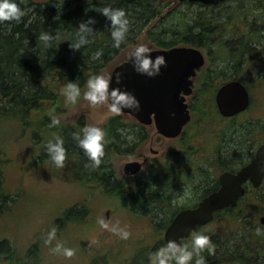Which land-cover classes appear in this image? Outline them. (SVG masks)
<instances>
[{
	"label": "trees",
	"instance_id": "16d2710c",
	"mask_svg": "<svg viewBox=\"0 0 264 264\" xmlns=\"http://www.w3.org/2000/svg\"><path fill=\"white\" fill-rule=\"evenodd\" d=\"M229 1L224 0L216 5L184 1L189 6L196 8L189 14L180 13L183 15L184 25H181L180 21L172 22L167 26L165 23L159 22L156 26L160 30H149V34L160 48L192 45L207 49L211 57L218 58L222 51H226L227 46L223 45L225 41H231L234 44L233 33L244 27L245 32L237 42L241 46L237 48V44V46L231 45V50L233 52L235 49L237 50L235 51L237 52L236 59L245 53H252L254 49L249 45L248 40L252 42L264 40V22L260 25L263 29L258 28L256 20H249L248 14L258 11L264 14V0ZM103 4L125 9L130 19L129 34L120 48L112 47L110 21L91 6ZM170 5V0H91V3L90 0H28L27 4H21V7H26L29 10L20 23L5 21L0 24V120L4 123L17 122L21 128L23 126V128L30 129L35 144L40 146L41 154L38 159L51 163L57 173L75 181L104 186L110 192L122 191L124 203L129 210L135 215L141 214L140 217L147 218L151 216L157 218L161 211L170 208L171 201L175 198V189L194 177L193 175L183 177L172 174L174 171L192 172L181 166L185 160L180 152L173 151L171 157L166 156L167 158L165 157L164 160H157L156 165L142 178L139 177L131 189L126 191L116 178L115 161L122 154L135 153V147L141 143L139 141L145 139L143 129H138L135 123H130V128L127 129L121 113L111 117L103 126L107 131L108 139L105 156L99 167L92 168L86 166L88 157L72 136L74 131L82 129L86 125L85 118L80 117L75 123L69 124L60 120V125L55 127H49V124L53 115L59 117L72 104L65 103V97L61 91L69 80H76L82 91L86 86L87 79L91 75L100 73V70L108 62L115 60L119 52L132 45L142 29H145L158 17L162 16V19L164 17L167 19L170 16H165L166 14H174L173 10L169 11ZM89 16L96 18L95 29L97 32L89 44L78 50L73 49L70 45L75 29L79 27L81 20H86ZM243 18L246 19V22L240 24V22H244ZM44 31L51 33L54 37L51 49L45 48L43 41L38 39L39 34ZM227 37L229 38L227 39ZM101 48L104 50L102 58L90 61L91 53ZM239 61L237 62L238 66L243 63V61ZM235 68L237 70V66ZM210 75L212 73L209 72V78ZM238 78L237 74L231 77V79ZM229 79L222 80L221 85ZM206 86L203 88L204 91ZM49 110H53L51 115ZM10 117L13 118L9 119ZM235 125L237 129L235 140L237 146L243 151L244 148H252L251 143L254 137L250 134L254 136L263 133L261 128H263L264 122L249 121L238 124L234 117L232 123L220 134V140L224 139L226 135L231 138ZM121 130L130 133L133 140L129 142L126 136L122 135ZM44 132L46 137H43ZM54 134H59L65 140L67 156L62 168L55 167L45 152V142L48 139H54ZM181 144L184 145V143ZM188 147L186 146L187 149H185L188 150V159H190L192 147L191 145ZM219 147L220 145H217L215 149V156L221 162L223 152L219 151ZM232 148L233 144L229 143L227 151L229 156L233 152ZM237 161L238 166L246 163L241 155ZM202 187L201 191L209 189L206 184ZM177 210L178 208L173 209L171 215L165 218L166 220L155 224V228L157 230L165 229L171 216ZM240 210L237 205L217 212V222L212 224L214 225L213 230H203L211 236L215 245L214 255H210L207 250L203 252L210 264L264 263V236H257L256 226L249 224L247 215ZM88 212L87 207L72 206L63 211L55 223L61 227L67 223H76L86 219ZM228 217H233L234 220L241 223L244 234L240 235L239 242L228 245L219 251L216 249L218 242L215 239L219 234L216 230L219 226L217 223L224 219L228 221ZM258 226L264 227V224ZM44 235L41 234L39 239L33 242L25 255L18 253L8 238L0 239V264H40L42 260L41 241L44 239ZM190 241L191 238L184 243L190 244ZM164 245L166 243L162 238L155 246L148 249L154 253ZM105 261L106 264H113L109 256H105ZM192 264H195V258Z\"/></svg>",
	"mask_w": 264,
	"mask_h": 264
},
{
	"label": "rangeland",
	"instance_id": "374dc122",
	"mask_svg": "<svg viewBox=\"0 0 264 264\" xmlns=\"http://www.w3.org/2000/svg\"><path fill=\"white\" fill-rule=\"evenodd\" d=\"M170 1L171 8L169 11L173 10L174 14H166L165 16H170L167 19L165 17L162 19L161 16L152 21L140 31L135 42L119 52L115 60L108 62L100 70V73L111 74L115 66L126 60L138 44H148L152 49L160 48L152 40L149 30L159 31L160 29L156 26L159 22H163L167 26L171 25L172 22L180 21L181 25H184V18L180 13L189 14L196 9L194 6H189L179 0ZM248 18L249 20L255 19L258 28H262L260 25L264 22V14L260 11L248 14ZM243 20L244 22H240V24L246 22L245 18ZM162 24L161 27L163 28ZM240 29V31L237 29L233 33L232 39L235 45H238L239 38L245 32L244 27ZM248 43L253 47V52L240 55L237 59L235 58L237 54L235 51L237 50L235 49L234 52L231 50V45H234L231 41H225L223 45L227 46L226 51H222L218 58L211 57L206 49L207 66L213 73L209 78L207 76L209 72H203L204 77L198 79L196 86L198 90L199 88L203 90L208 82L206 90H203L207 101L205 104H202V100L201 103L197 102L193 123L185 129L183 136L178 139L156 134V130L149 126L145 131L147 137L143 139L139 147H136L138 151L136 153L139 156L149 155L151 159L164 160L168 151L173 147L181 146V142H184L186 146L191 145L190 167L193 168L197 164H202V172H206V175L191 178L189 185H180L179 189L175 191L180 204L186 202L188 198L189 200L194 199L197 192H201L203 182L211 183L221 172L220 166L217 165L219 163L214 157L216 155L215 149L220 142V137L217 134L221 132L224 125H228L231 121L219 114L215 103V93L222 80L231 79L237 74L238 79L250 90V107L237 115L238 124L249 121L264 122V40L254 42L248 40ZM240 46L241 44L237 48ZM238 61H243L244 64L240 63L238 66ZM85 90L86 86L81 91L78 102L68 106L67 110L59 115V118L62 122L69 124L75 123L80 117H84L86 124H98L103 127L114 115L107 111L106 106L94 107L90 105L83 97ZM11 118L13 117L9 119ZM261 130L263 131L262 134L253 136L254 140L256 137L260 138L258 142L251 143L255 149L264 140V125ZM236 136L237 134H235ZM43 137H46L45 132ZM151 147L158 149L159 152L151 154ZM233 147L236 149L235 153L241 151L236 140L233 142ZM243 151V158H247L250 149L244 148ZM39 154H41L40 146L35 144L30 129L23 128V126L21 128L17 122L4 123L0 120V239L8 238L18 253L25 255L33 242L38 240L41 234H46L51 226H57L55 222L58 216L72 206L87 207L88 215L82 221L67 223L62 227L58 226L57 238L67 246L74 247L76 249L75 254L71 258L55 254L50 251V248L56 241H53V245H48L44 243L43 239L41 241L42 260L40 264H106L105 256H109L113 264H125V262L130 264L137 250L155 246L163 238L165 229L157 230L155 224L166 220L165 218L171 215L173 206L161 211L157 218L151 215L149 218L140 217L141 214L135 215L125 205L122 191L110 192L101 185L63 177L52 168L51 163L38 159ZM228 156V153L223 154V158ZM128 159L130 157L126 155L117 157L115 161L117 175L120 174L122 164ZM225 162L227 163L228 159ZM149 164L145 168H148ZM121 185L126 191L131 189L124 182ZM241 201L243 202L239 208L243 214L247 215L249 224L256 227L261 225L259 217L264 214V184L259 190L250 191ZM180 204L176 207L181 206ZM235 214L238 213L235 212ZM100 216H103L110 224L119 222L120 226H127L130 231L129 238L127 240L120 239L117 234L101 228L97 223V218ZM228 218L229 220L223 221L222 225L217 223L221 225L216 229L219 234L215 237L218 242L216 249L219 251L228 245L239 242L240 235L244 234L241 223L234 220L233 217ZM213 226L206 229L213 230ZM90 240H95L96 243L90 244Z\"/></svg>",
	"mask_w": 264,
	"mask_h": 264
},
{
	"label": "water",
	"instance_id": "95a60500",
	"mask_svg": "<svg viewBox=\"0 0 264 264\" xmlns=\"http://www.w3.org/2000/svg\"><path fill=\"white\" fill-rule=\"evenodd\" d=\"M181 2H200L216 5L224 0H179ZM163 54L166 65L156 76H147L135 71L129 57L112 70L110 87H115L116 73H122L124 79L119 82L122 88L135 93L141 103L139 111L125 109L121 113L134 116L144 124L155 123L158 133L166 137H177L191 120L187 96L193 92V77L197 69L204 65L205 55L195 46L178 45L170 48L153 49L152 55ZM130 56V55H129ZM216 104L224 117L238 115L250 107L249 88L238 79L223 83L216 91ZM140 161H128L124 170L127 174L141 171ZM220 187L203 198L196 207L180 210L164 232V241L175 239L184 243L193 231L214 219L218 209L237 205L246 193L244 183L248 180L254 186L264 181V143L255 152L254 157L237 171H225L220 175ZM264 224V215L260 217ZM148 248H141L134 254L130 264H150Z\"/></svg>",
	"mask_w": 264,
	"mask_h": 264
},
{
	"label": "clouds",
	"instance_id": "9594fccd",
	"mask_svg": "<svg viewBox=\"0 0 264 264\" xmlns=\"http://www.w3.org/2000/svg\"><path fill=\"white\" fill-rule=\"evenodd\" d=\"M22 3L27 4L28 0H0V24L5 21L20 23L29 10L26 7H21ZM91 6L95 7L97 11L101 12L110 21L112 47L120 48L122 42L127 39L130 29V19L126 10L115 8L110 4ZM95 24L96 18L92 16H89L86 20H81L79 27L75 29L74 38L71 40L70 46L78 50L89 44L97 32ZM38 39L43 41L45 48H52L54 37L51 33L47 31L41 32ZM103 52L102 48L92 52L89 57L90 61L100 60ZM152 52V47L145 43L138 44L130 52L129 59L136 72L150 77L156 76L161 72L162 67L167 63L166 58L163 54L153 56ZM112 79L111 74L98 73L91 75L86 81V90L83 92L84 99L94 107L98 105L106 106L107 111L114 116L119 115L125 109L139 111L141 103L138 97L134 92L127 88H122L119 84L124 79L123 74H115V80L117 81L115 87H110ZM61 91L65 97V103L76 104L81 96V86L76 80H69ZM52 111L49 110L50 115ZM60 123V118L53 115L49 127L58 126ZM121 131L129 142L133 140V136L130 133H126L124 130ZM72 136L88 157L86 166L99 167L102 163V158L105 156V146L108 143L106 129L98 124H86L82 129L74 131ZM45 152L55 167H64L67 150L62 136L54 134V139H48L45 142ZM97 223L101 228L117 234L120 239L127 240L130 236L128 227L120 226L119 222L110 224L103 216H100L97 218ZM57 232L58 226H51L44 235V243L53 245V241H56L50 251L71 258L75 254L76 249L58 240ZM255 232L257 236H264V227L257 226ZM94 243H96L95 240H90V244ZM205 250L210 255L215 254V245L211 236L202 230L193 231L190 244L183 243L182 238L181 241L169 240L166 245L160 247L154 253H149V261L150 264H192L195 258V264H210L208 258L203 255Z\"/></svg>",
	"mask_w": 264,
	"mask_h": 264
},
{
	"label": "flooded vegetation",
	"instance_id": "af4514ba",
	"mask_svg": "<svg viewBox=\"0 0 264 264\" xmlns=\"http://www.w3.org/2000/svg\"><path fill=\"white\" fill-rule=\"evenodd\" d=\"M201 49V48H200ZM202 51H203V53H204V55H205V63H204V65L203 66H201L200 68H198L197 69V73H196V75L193 77V79H194V84H193V92H192V94L191 95H188L187 96V99H186V101L188 102V104H189V109H190V112H191V120L185 125V127H184V129H183V132L180 134V135H178L177 137H167V138H171V139H178V138H180V137H182L183 136V134L185 133V129L187 128V127H189V125L190 124H192L193 123V121H194V118H195V108L197 107V102L199 101V103H201L200 101L202 100L203 102H202V104H205L206 103V97H205V92L203 91V90H200V88H199V90L198 89H196V86H197V82H198V79H202L203 77H204V74H203V72H210V73H213V72H211L210 71V69H209V67L207 66V62H208V55L205 53V51H206V49H201ZM207 76H209V73L207 74ZM211 76V75H210ZM227 81H229V80H227ZM226 81V82H227ZM225 83V82H224ZM207 84V83H206ZM206 84H205V86H206ZM204 86V87H205ZM220 87V86H219ZM218 87V88H219ZM215 97H216V93H215ZM215 103H216V99H215ZM216 107H217V104H216ZM217 110H218V112H219V109H218V107H217ZM219 114H221L220 112H219ZM239 115V114H238ZM222 116V115H221ZM121 117H122V119H123V123H124V125H125V127L128 129V128H130V123H135L136 125H137V128L138 129H143L144 131H147V128L149 127V126H152L155 130H156V134H160V133H158V131H157V128H156V125H155V123L153 122V123H150V124H144V123H141L140 121H138L134 116H132V115H130V114H127V113H122L121 114ZM223 118H225V119H230L231 121L229 122V124L228 125H230V123H232V118H234V117H237V115H235V116H232V117H224V116H222ZM236 124V123H235ZM228 125H224L222 128H221V132L220 133H218L217 134V136L218 137H220V134L223 132V130L228 126ZM235 134H237V129H236V125L234 126V128H233V130H232V134H231V138L228 136V135H226V137L224 138V139H222V140H220V142L218 143V146L220 145V147H219V151L220 152H223V154L224 153H227V151H228V144L230 143V144H233V142H234V140H235ZM262 134V133H261ZM160 135H162V134H160ZM256 135V134H255ZM254 135V136H255ZM162 136H164V135H162ZM250 136H252L253 137V134L251 135L250 134ZM144 137L146 138L147 137V133L145 132V134H144ZM164 137H166V136H164ZM254 139V138H253ZM259 139L260 138H257L256 137V139L255 140H253L252 142H258L259 141ZM139 142H142V140H140ZM181 143H184V142H181ZM264 143V140H262L261 142H260V144H258L257 145V147H256V149L254 148V146L252 145V148H249L250 149V153H249V155L247 156V158H243V153H244V151L242 152V151H240L239 153H235L236 152V149H233V148H235V147H233L232 148V150H233V152L231 153V155L230 156H228L227 158H223V156H222V161L220 162V160L218 159V158H216V156H214L215 157V159L217 160V162L219 163V164H217L218 166H220V170H221V172L219 173V175H218V177L217 178H215L211 183H206V181H204L203 182V185L204 184H206V186L209 188L208 190H202L200 193H198L197 192V195H196V197L194 198V199H190L189 200V198H188V200L186 201V202H183V203H181L180 204V202H179V198L177 197V193H175V191L177 190V189H179V187H177L176 189H175V191H174V195H175V198H173V200L171 201V206H173L174 207V209L175 208H178V210L171 216V218H170V220H169V222H168V225H169V223L172 221V219H173V217L180 211V210H182V209H185V208H193V207H196L198 204H199V202L203 199V198H205L207 195H209L210 193H212V192H214V191H216L217 189H219V187H220V175L223 173V172H225V171H232V172H235V171H237L239 168H241L242 166H244L246 163H248L253 157H254V155H255V152H256V150L258 149V147L261 145V144H263ZM141 144V143H140ZM139 144V145H140ZM139 145L138 146H136V147H139ZM181 146H178V147H173L172 149H170L169 151H168V153H167V157H171L172 155H173V151H178V152H180V154H181V156L183 157V159L185 160L183 163H182V167H184V168H186V169H190L192 172H188V171H174V172H172V174H175L174 176H183V177H188V176H191V175H193L194 177H200V176H204V175H206V172H202V164H197L196 166H194L193 168L192 167H190V163H189V161H190V159H188V154H187V152H188V150H186L187 148H189L188 146H187V148L186 147H184V145L183 144H180ZM136 147H135V149H134V152L135 153H127V154H122V155H126V156H128V157H130V159H128L127 161H125L123 164H122V166L120 167V174L119 175H117L116 176V178L118 179V181H119V183H120V186H121V184L124 182L125 183V185L127 186V187H129V188H131L134 184H135V182H136V180L140 177V178H142L144 175H145V173L146 172H148L150 169H152L155 165H156V163H157V160H159V159H156V158H153V159H151V156H149V155H145V156H139V154L138 153H136V152H138L137 151V149H136ZM186 148V149H185ZM235 151V152H234ZM159 152V150L158 149H154L153 147H151V154H157ZM169 155V156H168ZM242 156V158L243 159H245L246 160V163L245 164H242L241 166H238L239 165V163H237L238 161V157L239 156ZM187 156V157H186ZM166 157V158H167ZM228 159V162L226 163L225 162V160H227ZM128 161H140L142 164H143V166H142V169H141V171H139L138 173H135V174H127L126 172H125V170H124V167H125V164L128 162ZM150 163V164H149ZM224 163V164H223ZM147 164H149L150 166H148V168H145L146 167V165ZM238 164V165H237ZM214 165V164H213ZM180 166V167H181ZM173 167H174V165H173ZM189 180L187 181V182H184V183H182L183 185H189ZM264 184V181L261 183V185L260 186H254L252 183H251V181L250 180H248V181H246L245 183H244V186L246 187V193H245V195L243 196V197H241L240 199H239V201H238V203H237V205H240L241 204V200L243 199V198H245V196L250 192V191H255V190H259L261 187H262V185ZM106 188V187H105ZM203 187H201V189H202ZM205 188V187H204ZM250 189H252V190H250ZM250 190V191H249ZM178 204H180L181 206H177L176 207V205H178ZM237 205H235V206H228V207H225V208H221V209H218V210H216L215 212H214V219L212 220V221H210L209 223H207L206 225H204L202 228H201V230L203 231V230H205L207 227H211L212 226V224L213 223H215V222H217V219H216V215H217V212H219V211H221V210H223V209H226V208H230V207H236ZM264 215V214H263ZM262 216V215H261ZM260 216V217H261ZM260 217H259V221H260ZM223 221H225V219L223 220ZM223 221H221V222H219L221 225H222V222ZM261 223V222H260ZM219 224V225H220ZM262 224V223H261ZM167 225V226H168ZM220 225V226H221ZM167 226H166V228H167ZM165 228V229H166ZM164 232H165V230H164ZM192 234V233H191ZM163 238H164V234H163ZM189 238H191V235H190V237ZM189 238H187V239H189ZM186 239V240H187ZM185 240V241H186ZM264 264V263H263Z\"/></svg>",
	"mask_w": 264,
	"mask_h": 264
}]
</instances>
